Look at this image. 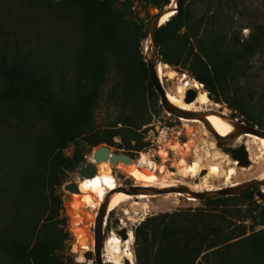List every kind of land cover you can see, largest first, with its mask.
<instances>
[{
  "label": "trees",
  "instance_id": "16d2710c",
  "mask_svg": "<svg viewBox=\"0 0 264 264\" xmlns=\"http://www.w3.org/2000/svg\"><path fill=\"white\" fill-rule=\"evenodd\" d=\"M26 1L51 9L60 28L49 42H0V264H76L57 188L85 161L86 144L105 142L129 154L146 146L139 131L150 118L145 94L157 95L137 49L148 37L149 16L132 15L133 4L159 8L163 0ZM243 4L178 0L158 27V51L162 62L202 83L211 99L264 130V91L245 79L253 57L264 52V28L242 35L249 27ZM111 71L106 102L117 112L95 126ZM253 192L203 199L212 212L146 215L132 228L136 264H264V205ZM229 198L251 202L242 216L257 210L261 227L247 233L235 223L230 215L241 216L239 209L223 208Z\"/></svg>",
  "mask_w": 264,
  "mask_h": 264
},
{
  "label": "rangeland",
  "instance_id": "374dc122",
  "mask_svg": "<svg viewBox=\"0 0 264 264\" xmlns=\"http://www.w3.org/2000/svg\"><path fill=\"white\" fill-rule=\"evenodd\" d=\"M243 1L244 4L241 8L243 9L242 17L243 21L249 25V27L242 28L241 33L245 36V33L248 34V32L256 26L261 25L262 28H264V0ZM133 9L135 10L133 11L132 15H135L137 13L139 16H149L157 10V8L155 7H146L145 9L148 10V13L147 15H145V9L136 2H134L133 4ZM59 24L60 23H57V20H55V18L53 17L51 9H45L44 7L41 8L38 5L30 6L29 4H27L26 0H0V42H2L3 40H11L16 42L17 44L26 42L27 44H33L38 41L45 40V37H47V41L49 42L50 33H52V31H54ZM149 43L150 40L147 37L146 39L141 40L137 45V49L145 58H147L148 56L147 47ZM167 66L168 67L165 68V73L163 75V78L161 79V82L164 88L169 92L174 94L182 92L184 90L182 85L187 79L196 81L195 79L187 75V73H179L178 71L174 70L172 66ZM170 71L175 72L174 76H168L167 73ZM246 73L247 77H245V79L247 78L249 80L248 87L253 88L257 91H260L262 89L264 91V52L253 57L252 62L250 63V68ZM111 79L113 80L112 71L108 73L107 81L101 91V97L96 108L94 109L93 121L95 126L101 127L107 119V116L115 115L117 112L116 110L108 109L106 102L107 89L108 85L111 83ZM202 87L207 93V90L203 84ZM156 95L157 100L156 97L150 96L148 93L145 94L144 104L147 107L150 118L147 123H144L141 126L139 131L143 136V140L147 141V144L141 150L132 151V153L130 154V156L133 158L132 161L134 160V162L139 163L149 160L150 162H154L159 165V167L160 165H163L168 170H176L182 159H185L186 162L191 165L192 162L196 159L195 156L197 155V153L195 152H198V155L200 154V157H202L203 169H206L207 166L211 164L210 159L205 158L206 152L213 153L216 149L228 155L229 151L226 149L227 145L232 147L237 145L238 143H244L243 139H239L238 141L233 140L231 142H227V145L219 146L216 143V137L206 127L205 128L209 133H204V129L199 122L183 121L179 116L169 113L162 107L160 103V97L157 92ZM210 100L214 103H220L221 106L225 107V109L227 110L225 113H229L232 111V109L227 107L226 103L222 99L218 102L214 101L211 98ZM208 106L207 107L210 109H218L214 108L212 105ZM199 120L202 124H204L201 119ZM114 139L115 141L120 140L118 136H116ZM211 141L215 142L214 147H211ZM95 146L96 145L89 146L88 144L84 146L85 161L75 169L66 172L64 182L57 188V192L62 199V213L66 216V227L70 235L68 250L76 264H80L78 262V257L79 255L83 256V253L87 250L86 246H92L93 223L97 212V207L95 209H92L91 207L90 209L89 207L83 206L79 214H81L84 218L83 222L79 223L77 216L78 212L70 204L72 202V194L71 192L63 188V184L67 181L79 182L82 179V177L78 173V169L86 161L89 160ZM109 146L114 150L126 152L125 150L119 149L115 146ZM254 148L255 147H253L252 149L255 150ZM70 151L71 144L66 147V152ZM248 154L250 163L246 166H238L237 172L231 178L226 179L224 176L210 177L209 180L206 179L198 183L200 184V187L196 191L205 189L213 190L210 188L211 186L215 189H218L226 185H241L248 179L255 177L261 178L264 173V154H261L258 160H253V154L249 151ZM108 163L111 166V174L116 178V182H114V188L116 190H118L117 187L119 185H125V183H136L132 176L116 166L117 163L112 164L109 161ZM225 166L226 165H224V168L227 169L228 166ZM201 170L202 168L200 169V171ZM163 174L164 172L160 173L159 175ZM167 180H172L175 183L177 182L178 184L176 183V185H180L182 182V184L188 186V184H191L194 181H199L200 179L196 180V177L181 178L179 176L172 175L171 177L167 178ZM253 189V200L255 201V203H258L260 208V206L264 205V198H259L255 194V190L257 188ZM262 189L264 191V186L262 187ZM181 193V195H176L172 191H170L166 193L150 194L147 195L148 198H145L143 202H141L140 200L136 201V197H130L125 200L116 202V205L113 206L109 211H107L105 215V239L111 232H116V230L122 226L126 227L128 231H132V228L146 215L157 213L160 211H174L184 209L197 211L198 208H200L204 209L207 212H212L210 210V206L206 205L203 202V199L195 198L194 200H192L188 198V195L185 194V192ZM65 195H69V199L64 200L63 198ZM237 200L235 198H229L226 201V206L223 207L224 209H232V211H235L236 209L235 212H237V209H239V213L241 216L236 218L233 215H230L233 221H235V223H243L245 225V230L247 231V233L251 230L260 228L261 225L257 221V210L251 212V214H248L247 217L242 216V214L247 212L246 208L251 202L247 200ZM140 202L141 204L139 205L134 204ZM235 202H237V204H235ZM217 211L223 213V211L225 210L218 208ZM77 227L83 229L80 230L81 237L78 236V238L76 239L74 230H77ZM131 248L133 252V264H136L133 241ZM107 263L113 264L108 260Z\"/></svg>",
  "mask_w": 264,
  "mask_h": 264
},
{
  "label": "bare ground",
  "instance_id": "6f19581e",
  "mask_svg": "<svg viewBox=\"0 0 264 264\" xmlns=\"http://www.w3.org/2000/svg\"><path fill=\"white\" fill-rule=\"evenodd\" d=\"M174 3L175 0H171L169 4L171 8H173ZM172 12L173 10L165 13L161 17V21H164L166 18H168ZM147 55H148L147 57L150 59H156V55L153 53L151 46H149L147 49ZM167 67L168 66L166 63H162V62L157 63L156 65L157 74L159 75L160 79L163 78V75L165 73V68ZM174 73H175L174 71H170L167 74L168 76L172 77L174 76ZM182 87L184 88V90L176 94L166 90L167 98L172 104L181 107L183 109H195V110L206 111V115H205L206 120L219 135L225 136L234 130L233 124L227 118H224L217 113H212L211 111H209L210 108H208L209 107L208 105H212L214 108L223 107V106H221L220 103H214L210 100L208 94L203 89L202 84L198 83L197 81L187 79L182 85ZM189 87L195 89V91L197 92L192 101L185 102L183 100L184 91ZM226 111L227 110L225 109V107H223L221 113H224ZM179 117L183 121L199 122L204 129V133H209L205 128V125L200 122L199 118H188L183 116H179ZM239 139L244 140L247 150L253 154V160L255 159L258 160L261 154H264V137H260L251 133H243L239 135L234 141H238ZM214 143L215 142L211 141L210 143L211 147H214ZM253 147H255L254 148L255 150L252 149ZM195 153H197V155L195 156L196 159L192 162L191 165L188 164L185 159H182L176 170L175 169L168 170L163 165H160L159 167V165H157L154 162H150L149 160L139 163L134 162V160L130 161V163H125L124 161L120 160L117 162L116 166L126 171L130 176L134 178L136 183L143 186L166 187V186L176 185L177 182L175 183L172 180H167V178L171 177L172 175L179 176L181 178L196 177V180L199 179L200 180L194 181L191 184L187 183L189 189L192 191L198 190L200 187V184L198 183L206 179L209 180L210 177L224 176L226 179H228L231 178L237 172L238 168L235 166L237 160L232 161L228 155L215 149L213 153L212 152L205 153V158L210 159L211 164L207 166L206 168L207 172L205 171L203 174H201L199 173V171L201 168L203 169L202 157H200V154L198 155V152ZM94 163L97 167V172L95 173V175L91 177H83L79 182H77L79 190L76 192H71L72 202L70 204L78 212L77 216L79 223L83 222V218H84L81 214H79L81 208L83 206H86L89 207L90 209L91 207L92 209L93 208L95 209L96 207H98L97 205L100 203V201L104 199L106 193H109L107 211H109L113 206H115L116 202L125 200L130 197H136V201L140 200L141 202H143L145 198H148L147 195H150L148 193H139V194L131 195L121 189L116 190L114 188V182H116V178L110 172L111 166L108 163V160L107 159L103 161L100 160L97 162L94 161ZM224 165L228 166L227 169L224 168ZM157 172L159 174L164 172V174L159 175ZM262 176H264V173ZM210 188L213 190L215 189L212 186ZM173 193L176 195L182 194L181 192L178 191H175ZM185 194L188 195L189 199L194 200L196 198L191 193L185 192ZM141 202L134 204L139 205L141 204ZM81 229L83 228H79V230ZM132 241H133V231L131 230L128 231V237L124 240H122L116 232L114 231L111 232L104 241V245H105L104 252L107 260L112 262L113 264H124L123 259H128L130 264H133V252L131 248ZM83 261H84L83 256L79 255L78 262L82 264Z\"/></svg>",
  "mask_w": 264,
  "mask_h": 264
},
{
  "label": "water",
  "instance_id": "95a60500",
  "mask_svg": "<svg viewBox=\"0 0 264 264\" xmlns=\"http://www.w3.org/2000/svg\"><path fill=\"white\" fill-rule=\"evenodd\" d=\"M177 1L178 0H175L174 7L171 8L169 5L171 0H163L160 7L157 8V10L153 12L151 15H149V18L147 19V34L150 40L148 47L149 46L152 47L153 53L156 55V59H150L147 57L145 58V62L147 65L150 81L155 91L158 93L160 97V103L162 107L169 113H172L177 116L201 119L204 122L205 127L216 137V143L222 146L227 145L226 144L227 142H231L235 140L239 135L243 133H251L260 137H264L263 129L259 128L256 125L245 123L242 117H240L235 110H232L229 113H225V112L221 113L223 107H218L217 110L209 109V111H211L212 113H217L222 117L227 118L234 126V130L232 132L228 133L225 136H222L219 135L206 120L205 118L206 111L195 110V109H183L181 107L172 104L168 100L166 89L162 85L161 79L157 74V68H156L157 63L162 62L161 55L158 51L157 30L159 25L167 19L166 18L164 21H161V17L165 13L170 12L171 10H173L171 14H173L177 10ZM144 13L145 15H147L148 10L145 9ZM195 95H196L195 89L189 87L184 91L183 100L185 102H190L194 99ZM228 155L232 161L237 160V163L235 164L236 167L246 166L250 163L249 154L245 143H238L235 146L229 147ZM106 159L110 163L115 164L117 163L118 160H122L125 163H129L130 161H132L133 158L127 152H121L112 149L107 143H99L93 149L89 160L86 161L81 167H79L78 169L79 175L82 178L94 176L95 173L97 172V168L94 161L97 162ZM205 170L206 169H202L200 173L203 174ZM263 186H264V176L261 178L255 177L248 179L241 185H234V186L226 185L224 187H220L214 190L205 189L200 191H192L185 184L171 185L166 187L129 184V185H119L117 189H121L131 195H135L139 193L157 194V193H166L170 191L187 192L193 194L196 198L206 199V198L217 197L222 195H238L245 192L248 189L257 188L255 190V194L259 198H261L263 196V189H262ZM63 188L69 192H76L79 190L77 181H67L66 183L63 184ZM63 199L64 200L69 199V195H65ZM108 199H109V193H106L104 199L100 201L97 207V212L93 223V237L95 243L94 253L95 256L97 257V261H98L97 264H101V262H99V256L101 253V242L105 241V239H103L102 237V232L105 222V215L107 213ZM116 233L120 236L122 240L128 237V229L124 226L119 227L116 230ZM83 256L85 260L82 262V264H85V261L92 257L90 251H85L83 253ZM123 263L130 264L128 259H123Z\"/></svg>",
  "mask_w": 264,
  "mask_h": 264
},
{
  "label": "flooded vegetation",
  "instance_id": "af4514ba",
  "mask_svg": "<svg viewBox=\"0 0 264 264\" xmlns=\"http://www.w3.org/2000/svg\"><path fill=\"white\" fill-rule=\"evenodd\" d=\"M229 147L230 146H226V149L229 151ZM129 184H137V183H125V185H129ZM263 193H264V191H263ZM263 196H264V194H263ZM262 196V197H263ZM261 197V198H262ZM105 228L103 227V232H102V237H103V239H105ZM86 247H88L87 248V250L86 251H90L91 252V255H92V257L91 258H89V259H87L86 261H85V264H97L98 263V261H97V257L95 256V253H94V251H95V243H94V237H93V242H92V246H86ZM105 248V245H104V242L102 241L101 242V253H100V256H99V262H101V264H109V263H107V258L105 257V253H104V249Z\"/></svg>",
  "mask_w": 264,
  "mask_h": 264
},
{
  "label": "built area",
  "instance_id": "2783aa9c",
  "mask_svg": "<svg viewBox=\"0 0 264 264\" xmlns=\"http://www.w3.org/2000/svg\"><path fill=\"white\" fill-rule=\"evenodd\" d=\"M74 235L76 236V237H75L76 239L78 238V236L81 235V232H80V230H79L78 227H77V230H74Z\"/></svg>",
  "mask_w": 264,
  "mask_h": 264
},
{
  "label": "clouds",
  "instance_id": "9594fccd",
  "mask_svg": "<svg viewBox=\"0 0 264 264\" xmlns=\"http://www.w3.org/2000/svg\"><path fill=\"white\" fill-rule=\"evenodd\" d=\"M247 35V33H245ZM105 223V222H104Z\"/></svg>",
  "mask_w": 264,
  "mask_h": 264
}]
</instances>
